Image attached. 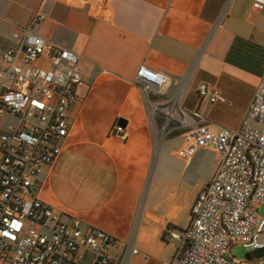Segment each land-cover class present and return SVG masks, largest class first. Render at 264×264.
Instances as JSON below:
<instances>
[{
	"label": "crops",
	"instance_id": "1",
	"mask_svg": "<svg viewBox=\"0 0 264 264\" xmlns=\"http://www.w3.org/2000/svg\"><path fill=\"white\" fill-rule=\"evenodd\" d=\"M254 2L0 0V67L3 53L19 43L13 35L37 11L45 18L34 31L81 55L85 83L68 110L62 153L41 175L38 195L80 219L85 230L111 234L116 264H164L174 256L219 161L212 148L190 161L175 150L196 124L197 110L229 129L244 121L264 73V5L257 9ZM141 66L167 77L152 97L134 83ZM202 84L223 100L202 102ZM168 112L174 125L165 138L159 123ZM121 120L124 134L118 135L113 129ZM171 150L186 166L211 156L209 175L192 196L165 186Z\"/></svg>",
	"mask_w": 264,
	"mask_h": 264
},
{
	"label": "built area",
	"instance_id": "2",
	"mask_svg": "<svg viewBox=\"0 0 264 264\" xmlns=\"http://www.w3.org/2000/svg\"><path fill=\"white\" fill-rule=\"evenodd\" d=\"M64 3L94 0H59ZM264 0H255L261 9ZM45 18L37 11L27 28L13 36L19 43L2 55L0 67V264H116L109 249L115 238L80 219L56 211L38 195L43 175L60 156L70 123L68 110L84 85L81 55L34 31ZM134 83L147 96L167 83L162 73L141 66ZM202 102L222 101L207 84ZM182 135L175 155L190 161L205 148L218 166L192 206L190 222L174 256L164 264H260L264 249V73L246 117L237 129L210 122L201 111ZM167 126L173 114H166ZM251 122L256 123L253 126ZM183 126L188 124L182 123ZM113 132L124 134L119 123ZM242 244L254 258L239 260L229 249ZM134 254L137 250L132 251Z\"/></svg>",
	"mask_w": 264,
	"mask_h": 264
},
{
	"label": "rangeland",
	"instance_id": "3",
	"mask_svg": "<svg viewBox=\"0 0 264 264\" xmlns=\"http://www.w3.org/2000/svg\"><path fill=\"white\" fill-rule=\"evenodd\" d=\"M7 120H9V122H14V119L10 116L5 119V121ZM5 121L1 120L0 126L4 127ZM167 123L168 122L164 117L160 119V128H162L163 131H166L164 132L165 138L170 136L167 134V130L174 125V122H170L169 126H167ZM251 124L256 126V123L254 122H251ZM173 146L175 149L177 144L174 143ZM211 167L212 160L209 154L202 155L199 162L186 166L182 160L174 156L171 150L166 160V174L164 177L165 186L178 191L183 198L192 196L200 183L208 177ZM258 213L261 217H264V205L260 206ZM228 252L234 258L242 260L246 258L249 251L244 248L242 244H237L229 249ZM256 261L260 262V264H264V257L259 258L256 256Z\"/></svg>",
	"mask_w": 264,
	"mask_h": 264
},
{
	"label": "water",
	"instance_id": "4",
	"mask_svg": "<svg viewBox=\"0 0 264 264\" xmlns=\"http://www.w3.org/2000/svg\"><path fill=\"white\" fill-rule=\"evenodd\" d=\"M120 125L124 126L125 124V121H120L119 122ZM256 256L259 257V258H263L264 257V249H260V250H257L256 252ZM254 258V255L252 252H248L247 255H246V259L249 260V261H252Z\"/></svg>",
	"mask_w": 264,
	"mask_h": 264
}]
</instances>
